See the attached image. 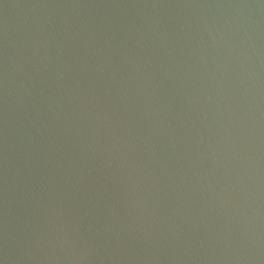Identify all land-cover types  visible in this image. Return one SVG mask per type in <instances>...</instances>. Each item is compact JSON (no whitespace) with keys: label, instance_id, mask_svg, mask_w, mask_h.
Listing matches in <instances>:
<instances>
[{"label":"water","instance_id":"95a60500","mask_svg":"<svg viewBox=\"0 0 264 264\" xmlns=\"http://www.w3.org/2000/svg\"><path fill=\"white\" fill-rule=\"evenodd\" d=\"M0 264H264V0H0Z\"/></svg>","mask_w":264,"mask_h":264}]
</instances>
